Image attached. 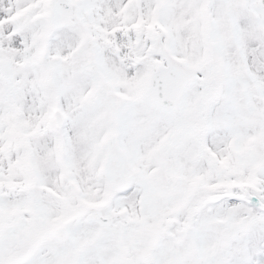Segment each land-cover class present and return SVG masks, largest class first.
Masks as SVG:
<instances>
[{
  "label": "snow or ice",
  "instance_id": "snow-or-ice-1",
  "mask_svg": "<svg viewBox=\"0 0 264 264\" xmlns=\"http://www.w3.org/2000/svg\"><path fill=\"white\" fill-rule=\"evenodd\" d=\"M0 264H264V0H0Z\"/></svg>",
  "mask_w": 264,
  "mask_h": 264
}]
</instances>
